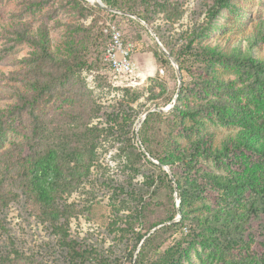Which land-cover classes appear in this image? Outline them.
Masks as SVG:
<instances>
[{"label": "trees", "instance_id": "obj_1", "mask_svg": "<svg viewBox=\"0 0 264 264\" xmlns=\"http://www.w3.org/2000/svg\"><path fill=\"white\" fill-rule=\"evenodd\" d=\"M51 1L24 0L23 6L35 15ZM102 1L122 11L110 12L112 16L140 25L135 15L152 25L183 79L185 75L189 79L182 80L170 111L146 116L139 131L144 150L132 140L121 147L133 176L154 166L159 184L169 190L164 211L158 207L160 217L152 213L157 212L156 200L153 205L145 202L138 189L127 194L135 206L120 229V240L134 242L132 256L139 247L134 264H264V56L252 52L264 45V19L244 35L248 49L226 48L209 41L211 31L225 14L229 23L222 27L241 28L247 9L239 0H202L204 9L199 13L205 11L208 17L195 19L180 31L175 24L185 11L179 0ZM156 18L164 24L155 26ZM90 27L73 26L83 31ZM101 31L108 42L109 24ZM1 37L0 60L22 44L32 50L19 59L16 69L0 71L11 95L0 103V213L23 201L28 214L56 235L65 264H117L71 237L69 220L77 210L66 197L89 176L101 136L126 122L127 113L117 110L107 115V122L114 123L110 127L90 125L103 107L82 75L88 66L86 49L71 42L56 53L46 21L34 28L21 17L10 22ZM154 57L158 64H171L158 46ZM211 124L230 131L219 144L208 128ZM9 133L17 138L6 142ZM157 185L153 175L145 176L144 186L155 188L150 200ZM0 264H37V260L11 248L0 254Z\"/></svg>", "mask_w": 264, "mask_h": 264}, {"label": "rangeland", "instance_id": "obj_2", "mask_svg": "<svg viewBox=\"0 0 264 264\" xmlns=\"http://www.w3.org/2000/svg\"><path fill=\"white\" fill-rule=\"evenodd\" d=\"M23 1L3 0L0 7V47L4 45L1 34L5 28H8L10 22L23 17L29 19L36 28L46 21L50 31L52 49L56 53L64 52L67 44L71 42L86 49L88 66L82 70V75L94 99L103 107L98 116L91 120L90 125L98 124L103 127L114 125V123L107 122V115L112 111L124 110L129 117L121 125L113 126L111 134H107L106 131L101 136V141L96 148V159L89 176L70 196L66 197V202L72 204L77 210V214L69 220L68 228L71 237L78 239L84 245L97 248L106 258L117 264H134L139 247L132 256L134 242L126 238L120 240V229L126 226L127 220H130L128 215L135 206L127 194L132 189H138L145 196V202H152L153 205L156 200L154 206L157 207V212L152 213L161 216L158 207L164 211L162 207L169 190L159 184L157 178L159 170L154 166L150 165L144 172L133 176L127 164L126 154L121 151V147L132 140L141 151L144 150L140 145L139 131L143 123H140V119L155 106L166 108L172 105L174 99L168 100L173 97L174 93H176L175 98L181 87L176 69L172 63L170 65L157 63L154 51L157 46L160 50L163 51V49L156 40V32L152 25L147 24L153 29L154 36L135 15L133 18L137 19L140 25L112 16L110 11L96 7L89 0H52L43 12L33 15L25 10ZM239 1L245 4L247 9V14L241 18V28L236 29L229 25L222 27L223 24L229 23L228 14H225L215 21L218 28L214 27L211 31L209 39L211 43L221 42L226 48L237 45L243 49L250 47L244 35L254 29L258 20L264 19V0ZM179 2L182 3L185 14L180 22L175 24L177 31L191 27L195 19L203 21L208 17L205 11L199 13L200 9H204L202 0H179ZM45 11L48 12L47 15H44ZM109 23L120 27L124 43L130 48L132 60L137 65L135 83L132 86L113 87L109 83L111 74L103 69V64L99 60L108 38L107 35L102 34L101 30ZM163 24L162 19L156 18L155 26ZM77 25H84V27L91 25V27L83 31L73 28ZM31 50L32 46L22 44L5 54L0 60V71L8 73L19 67V59ZM252 52L264 56V45L259 49L253 47ZM223 72L226 77H234L231 72ZM184 79L188 77L185 75ZM122 80L124 81L125 78ZM9 87L7 80L0 78V103L10 100ZM152 87L153 94L151 93ZM131 107L135 112L130 109ZM122 125L124 127L121 128ZM208 128L215 134L218 144L230 132L226 128L212 124ZM7 137L6 142L17 138V135L9 133ZM148 157L157 162L150 155ZM163 168L168 172L165 166ZM147 175H153L158 183V190L152 196L153 200H150V193L155 188L144 186ZM179 202V197L174 193L175 205L179 206ZM177 217L178 215L175 219ZM56 242V235L52 233L50 227L33 219L25 209L23 201L13 203L0 213V254L11 248H17L19 251L31 253L37 260V264H65L64 250Z\"/></svg>", "mask_w": 264, "mask_h": 264}, {"label": "built area", "instance_id": "obj_3", "mask_svg": "<svg viewBox=\"0 0 264 264\" xmlns=\"http://www.w3.org/2000/svg\"><path fill=\"white\" fill-rule=\"evenodd\" d=\"M109 30L110 39L101 57L103 69L111 74L109 83L113 87L132 86L135 83L137 65L132 60L131 50L124 43L123 33L118 25L109 23Z\"/></svg>", "mask_w": 264, "mask_h": 264}, {"label": "water", "instance_id": "obj_4", "mask_svg": "<svg viewBox=\"0 0 264 264\" xmlns=\"http://www.w3.org/2000/svg\"><path fill=\"white\" fill-rule=\"evenodd\" d=\"M93 5H95L96 7H99V8H101V9H103V10H106V11L122 13V11H119V10H117V9H114V8H112V7L107 6L102 0H97L96 2H94ZM139 20H140L144 25H146V26L149 28L150 32L155 36V34H154V32H153V29L150 28L144 20H142V19H139ZM155 37H156L157 42L159 43V46H160V47L163 49V51L168 55V57H169L171 63L174 65V67H175V69H176V72H177V75H178V79H180L179 82H180V84H181V81L183 80V79H182V73H181V70H180V67H179L177 61H176V60L172 57V55L167 51V49H166L165 46L161 43V41L159 40V38H158L157 36H155ZM176 99H177V95H176V97L174 98V101H173L172 105H169V106H167L166 108L156 107V106L153 107L152 109H150L148 112H146V113L142 116V118L140 119V123H142V122L145 120V118H146V116L148 115V113H150V112H152V111H160V112H162V111H165V110L172 109L173 106H174L175 103H176ZM165 168L168 170V173L170 174L171 179H172L173 181H175V177H174L173 173L171 172V170L169 169V167H168V166H165ZM175 187H177V184H176V183H175ZM180 218H181V213L179 212V213H178V217H177V219H175V220H176V221H177V220H180ZM160 226H161V225H160ZM160 226H157L156 228H158V227H160ZM156 228H155V229H156ZM155 229H154V230H155ZM154 230H153V231H154Z\"/></svg>", "mask_w": 264, "mask_h": 264}, {"label": "bare ground", "instance_id": "obj_5", "mask_svg": "<svg viewBox=\"0 0 264 264\" xmlns=\"http://www.w3.org/2000/svg\"><path fill=\"white\" fill-rule=\"evenodd\" d=\"M89 1H91L94 4V2H96L97 0H89Z\"/></svg>", "mask_w": 264, "mask_h": 264}]
</instances>
